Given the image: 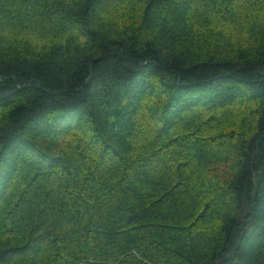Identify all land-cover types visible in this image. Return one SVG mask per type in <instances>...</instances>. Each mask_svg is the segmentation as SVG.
I'll use <instances>...</instances> for the list:
<instances>
[{
	"label": "trees",
	"instance_id": "1",
	"mask_svg": "<svg viewBox=\"0 0 264 264\" xmlns=\"http://www.w3.org/2000/svg\"><path fill=\"white\" fill-rule=\"evenodd\" d=\"M193 1L0 0V21L24 5L37 28L45 13L59 23L38 54H0V264H264V18L235 47L222 29L195 33ZM234 1L201 7L226 16ZM233 91L255 110L215 133L227 149L237 132L226 160L198 132ZM144 95L160 125L138 149L119 109L133 117ZM194 109L184 140L171 128ZM83 127L89 139L65 138Z\"/></svg>",
	"mask_w": 264,
	"mask_h": 264
},
{
	"label": "rangeland",
	"instance_id": "2",
	"mask_svg": "<svg viewBox=\"0 0 264 264\" xmlns=\"http://www.w3.org/2000/svg\"><path fill=\"white\" fill-rule=\"evenodd\" d=\"M53 1L54 0H52V2ZM203 1L208 2V0H195L189 8V24L191 28L195 31V33H202L203 31L208 29H222L225 36L229 38L230 42L232 40L235 47L246 46V44H249L251 41L255 40L254 39L249 41V39L246 37V34H248V30L252 28V23L254 21L260 22L264 18V0H235L234 3L229 6V13H227L226 16L225 14L216 16L215 14H213L215 12H210L209 10H207L206 8L210 7L209 2L205 6L206 8L201 7V5L204 4H202ZM44 2H46L45 6H49L52 3L50 0H44ZM19 8L20 12H18L17 10L11 12L13 13V17L9 19V22L7 20L11 13L8 12L6 16L4 15V17H1V19H5L0 22H5L3 25L0 24V38L7 39L8 41H10V43L9 46H5V48L3 46H0V48H2L0 49V54L5 51L11 52V50L17 51L19 53H22L26 50L28 52L34 51V53L36 52L38 54L44 48V46L48 45V43H52L57 38V33L59 31L56 26L59 27V23L55 24L56 20H54V15L45 13L44 19L42 20V25L40 26V28H37L35 26L37 22V14H29L31 12L24 5H21ZM104 10L106 11V13H108V16L111 18L112 21L117 22L121 19L117 11L119 10V8L115 3L107 4ZM17 15H19V17ZM252 17H254L256 20H252ZM39 20L41 19L39 18ZM67 33H69V30L67 31ZM200 40L204 41L203 39ZM225 42H227V39H224V42H221V48L215 49L216 51L212 54L216 55L217 57H221L223 54L226 53L229 54V51H231V49H229V46L225 44ZM231 53L232 52H230V54ZM150 83L152 84V87L154 89L157 87V80L153 79ZM233 92L235 94L233 93L232 96L228 95L229 97H231L232 101L231 103H229V106L225 107L226 110L224 112H221V109L213 111L215 113L213 115H215L216 121L212 123L210 129L202 127L203 129L198 132L199 136L205 138L204 147L206 148V150L208 152L213 151L215 154L218 153L220 157H224L226 160L232 158L233 154L229 146H231L230 143L235 140L237 132L234 131V138H229L227 149L221 147V142L218 143L214 141L217 138L215 137V133H219L225 128L228 132L232 131V129H236L239 132L240 130H238V128L235 126L237 120L242 119L243 117H249V120L251 121L254 115L253 112L255 110V106L249 105L250 103H253V101H255L253 94L248 92ZM153 95H149L148 98L145 95V98L141 97L139 101L141 102V105L140 107H138L137 110L138 113L135 114L133 117L132 113L129 112L127 109H119L120 116H123L124 120L129 121V126H127L126 130H122L123 134L129 131L132 126V122L133 124L135 122H138L137 130L135 131L136 138L133 140L138 149H141V145H137L136 141H145L147 139V136L151 133H154L156 128L158 129L160 125L154 123L151 119H149V116H147L146 114V110L148 109V107L152 109V107H154L159 102H155V97H153ZM111 102H113V100ZM147 104L148 107H146ZM203 111L204 110L202 109H194L190 114H187L186 117H179V119H177L178 121H176L172 125L171 130H174L177 133L179 132V136L184 133L185 140V137H188L186 134H189V132H191L189 131L188 133H186V131L193 130L195 128L194 126L188 124L191 121L189 117L191 115L199 116L200 113ZM222 118L224 119L221 120ZM146 125H148L149 128L148 132L146 130ZM154 125L156 126V128ZM78 133H80L87 139H89L91 136L90 132H87L86 128L83 127V129L81 130L76 128L71 129V131L67 132L65 138L69 137V139L73 140V138H76ZM129 134L130 132L128 133V135ZM131 134L133 137V132ZM189 136H195V133H190ZM173 138L174 136H172L171 139ZM65 140L66 139H62V141ZM184 140L179 139V141L182 142L183 145H181L178 149L191 150V145L195 142L190 139V142L185 143ZM214 162L215 161H213V163ZM29 163L30 161L27 160L26 167L29 166ZM17 176L18 174L14 178L13 185H15L19 181L17 180L19 179ZM48 184L49 182L44 185H40L39 187H36L37 189H35L39 193V189L48 187Z\"/></svg>",
	"mask_w": 264,
	"mask_h": 264
}]
</instances>
